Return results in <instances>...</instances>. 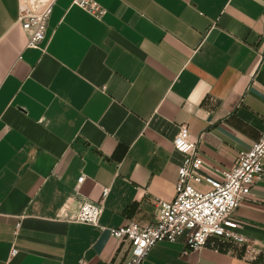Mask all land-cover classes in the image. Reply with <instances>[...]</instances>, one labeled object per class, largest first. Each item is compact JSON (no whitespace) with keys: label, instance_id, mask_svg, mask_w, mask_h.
I'll list each match as a JSON object with an SVG mask.
<instances>
[{"label":"crops","instance_id":"obj_1","mask_svg":"<svg viewBox=\"0 0 264 264\" xmlns=\"http://www.w3.org/2000/svg\"><path fill=\"white\" fill-rule=\"evenodd\" d=\"M93 1L57 0L32 49L0 0V264H122L110 230L174 200L182 127L211 178L264 132V0ZM104 188L99 227L60 217ZM233 217L246 243L162 241L144 264H264V174Z\"/></svg>","mask_w":264,"mask_h":264},{"label":"built area","instance_id":"obj_2","mask_svg":"<svg viewBox=\"0 0 264 264\" xmlns=\"http://www.w3.org/2000/svg\"><path fill=\"white\" fill-rule=\"evenodd\" d=\"M17 1V22L27 36L26 48L38 49L46 38L57 0ZM73 5L98 18L106 13L93 0H73ZM173 146L185 155L177 169L174 200L155 199L154 220L150 224L130 223L110 230L115 239H125L128 243L127 256L122 264H144L155 245L162 241L182 242L188 251L193 252L203 249L212 238L246 243L240 233L241 225L233 216L264 174V132L249 150L238 153L233 167L223 171L220 178H211L202 172L197 141L191 138L187 127H182L175 136ZM83 181L82 176L78 184ZM108 192L109 188H104L100 202H81L75 209L65 203L60 209V217L69 222L99 227ZM20 226L19 221L16 232ZM17 254L18 249L14 247L10 257Z\"/></svg>","mask_w":264,"mask_h":264}]
</instances>
